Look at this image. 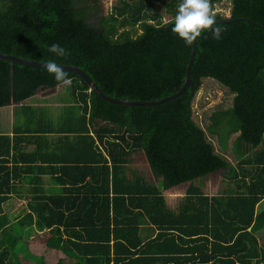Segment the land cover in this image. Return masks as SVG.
<instances>
[{"label":"trees","instance_id":"16d2710c","mask_svg":"<svg viewBox=\"0 0 264 264\" xmlns=\"http://www.w3.org/2000/svg\"><path fill=\"white\" fill-rule=\"evenodd\" d=\"M162 1L166 21L151 0H117L106 14L91 0H2L0 53L74 65L108 96L155 100L180 88L192 47L171 32L179 0ZM219 1L221 39L202 33L192 84L157 105L106 102L66 71L69 103L51 115L20 103L54 78L0 59V107L20 104L11 134L0 128V264H264V208L255 209L264 197V0H229L227 16L214 11ZM52 44L67 58L51 55ZM205 80L232 94L203 128L191 102ZM206 132L221 151L235 133L234 165ZM132 151H143L161 189L187 182L174 206L125 169ZM219 170L225 185L203 191ZM11 194L25 200L12 219ZM143 219L156 233L141 241Z\"/></svg>","mask_w":264,"mask_h":264},{"label":"rangeland","instance_id":"374dc122","mask_svg":"<svg viewBox=\"0 0 264 264\" xmlns=\"http://www.w3.org/2000/svg\"><path fill=\"white\" fill-rule=\"evenodd\" d=\"M135 1V0H134ZM93 4H95L96 8L98 10H101L102 14H106L110 7L113 4H116L117 0H91ZM153 4L157 6V11L162 14V20L166 21L168 19V14L164 13V8H163V1L162 0H151ZM229 0H220L218 3L214 5V11L219 12L224 16L228 15L229 12ZM133 28H136L135 25ZM123 29H128L131 30V26L125 25ZM121 30V28L118 26V31ZM137 32V31H136ZM203 79H211V78H203ZM213 80V79H212ZM212 80H205L200 88L197 90V92L194 95V98L191 102L192 106V116L194 121L201 127L204 128L205 124L210 123L208 120V116L214 112L218 111L219 109L226 108L230 105L231 103V94L224 86H221L219 83H216ZM69 96H70V91L69 88H65L62 86H59L58 84L52 88H41L35 91V93L23 100L20 104L24 105H31V106H38V105H44L48 107L49 113L51 115H58L60 111L62 110V107L64 106L63 104L69 103ZM66 104V105H67ZM19 106V103L17 104H11L9 107L6 109H2L3 107H0V128L5 131L8 130L9 128L8 125H13L14 117L18 113L17 107ZM11 114V115H10ZM3 115H6L3 117ZM11 121V123H10ZM9 123V124H8ZM206 134L210 137V139L213 142L214 148L218 153H221L231 164H235L236 160L232 156V153L229 149V145L231 143V140L235 136V133L230 134L229 139H228V147L225 151H221L217 144L215 137L210 136L207 132ZM131 165L127 164V167L125 168L126 170H130ZM140 172L134 170V174H140L143 175V173L146 172V170L141 167ZM226 181L227 178L223 177V174L221 171H216L212 174H210L205 181L203 185V190L206 192L208 190H211L212 192L215 191L216 185L219 184L217 187V190L220 188V181ZM216 190V191H217ZM215 191V192H216ZM174 201L173 200H168V205L169 206H174ZM18 208L20 205L18 203L15 204ZM14 204H11V214H17V211L15 210Z\"/></svg>","mask_w":264,"mask_h":264},{"label":"clouds","instance_id":"9594fccd","mask_svg":"<svg viewBox=\"0 0 264 264\" xmlns=\"http://www.w3.org/2000/svg\"><path fill=\"white\" fill-rule=\"evenodd\" d=\"M225 30V27L217 22L212 10V0H179L171 32L187 46L193 45L206 31L211 33L213 39L219 40ZM45 47L57 58H67L69 55L67 50L59 44ZM42 67L59 86L65 88L71 86L72 78L56 60H46Z\"/></svg>","mask_w":264,"mask_h":264},{"label":"crops","instance_id":"0c3cea01","mask_svg":"<svg viewBox=\"0 0 264 264\" xmlns=\"http://www.w3.org/2000/svg\"><path fill=\"white\" fill-rule=\"evenodd\" d=\"M9 105H11V104H9ZM9 105L2 106L3 107L2 109H6L7 107H9ZM38 106H44V105H38ZM3 117H5V119L7 118L6 115H3ZM14 119H15V117H14ZM10 123H11V121H10ZM11 126L12 125H8L7 128H9V129L5 130L4 133L11 134L10 133ZM31 147H32L31 145H28L27 150H29ZM127 164L131 165L132 168H130V167L129 168L133 173H134V170H136L138 172H140V170H143V169H141V167H143L146 170V172L143 173V175H141V176L144 178V180L147 183L154 185L155 187H157L160 190L166 205H168L167 204L168 200H170V201L173 200L176 203V200L179 197H182V195H184L185 189L187 186V182H183V183H180L177 185H173L167 189H161L160 179H159V177L153 176V174L151 173L149 165L147 163V160H146V157H145L143 151H132V152H130V154L128 155V158H127V163L125 164L126 167H127ZM135 174H136V172H135ZM137 175H140V174H137ZM43 181H44V187H48L50 185V181L48 180V176L44 175ZM226 181H222V180L220 181V183H221L220 188L223 185H225ZM214 185L216 186V189H215V191H216L219 184L216 185V183H215ZM203 191H205V190H203ZM215 191H213V192H215ZM213 192L211 190L207 191V193H209V194H211ZM16 203H18V205H20L19 208L17 206H15ZM11 204H14V206H15L14 208L17 211V214H15V213L11 214V212H12V210L10 209ZM24 205H25L24 199L17 198L16 194H11L10 198L4 204V210L7 213L8 218L12 219L13 216L20 215L22 213L21 211L24 209ZM262 208H264V197L255 206L256 211L261 210ZM155 233H156V228L153 225H151L150 223H148L145 219H143V221H141L140 224H138L137 235L140 237L141 241H144L145 239L152 237ZM263 233H264V228H262L257 234L260 235ZM17 257H18L20 262L24 261L23 260L24 258L22 256L21 252H19L17 254Z\"/></svg>","mask_w":264,"mask_h":264},{"label":"water","instance_id":"95a60500","mask_svg":"<svg viewBox=\"0 0 264 264\" xmlns=\"http://www.w3.org/2000/svg\"><path fill=\"white\" fill-rule=\"evenodd\" d=\"M194 52H195V43L191 47L190 54L187 60V64L185 66L184 79H183V82L180 88L176 90L175 92H173L172 94H169V95H166V96H163L161 98L151 100V101H137V100L124 99V98H116L114 96H108L105 93H103L95 85V83L91 80V78H89L88 75L79 67L74 66V65H69V64H60V66L64 69V71H70L76 74L77 76H79L86 83L88 90L95 92L102 100L106 102L114 103V104L132 105V106H152V105L164 103L176 97L181 92H183L188 86L192 84L191 78L189 76V71H190V66H191V63L194 57ZM0 59L10 61L13 63L30 66V67H36V68L43 69L42 61H37V60L29 59V58L17 57L14 55H9V54H4V53H0Z\"/></svg>","mask_w":264,"mask_h":264}]
</instances>
